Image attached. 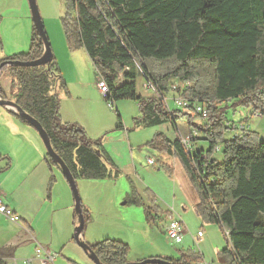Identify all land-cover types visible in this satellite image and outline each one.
I'll return each mask as SVG.
<instances>
[{
    "label": "trees",
    "instance_id": "obj_1",
    "mask_svg": "<svg viewBox=\"0 0 264 264\" xmlns=\"http://www.w3.org/2000/svg\"><path fill=\"white\" fill-rule=\"evenodd\" d=\"M64 6L67 49L85 51L106 84L105 101L137 102L140 117L134 120V128L186 116L191 140L196 141L193 133L202 135L206 147L193 154L178 138L169 140L161 132L142 148L156 151L168 168L170 163L172 169L176 164L184 169L197 194V216L227 232V246L219 254L229 260L220 262L264 264V140L251 130L224 137L229 108L233 113L250 110L251 116L257 113L264 120V0H64ZM32 27L28 49L1 62L42 56L41 39ZM165 63L168 66L163 68ZM137 66L161 94L169 93L177 82L176 93L190 105L167 110L157 97H142L136 90ZM3 74L8 76L9 88L5 91L0 84V98L14 101L41 124L75 180L119 176L101 138L93 141L78 123L61 120L58 91L67 92V86L54 56L45 65L4 67L0 78ZM194 102L207 104L205 119L195 113ZM117 117L115 130L123 128ZM190 117L203 122L194 124ZM162 150L171 155L166 157ZM46 162L50 171L56 167L61 172L47 153ZM54 182L51 174L48 192ZM129 183L130 199L124 204L142 206L149 222L154 198L150 206L145 205ZM82 213L86 223L89 216L83 205ZM89 246L103 264L128 263L129 247L122 240L105 238ZM161 259L192 264L198 257L181 253L177 259ZM0 264H5L1 256Z\"/></svg>",
    "mask_w": 264,
    "mask_h": 264
},
{
    "label": "rangeland",
    "instance_id": "obj_2",
    "mask_svg": "<svg viewBox=\"0 0 264 264\" xmlns=\"http://www.w3.org/2000/svg\"><path fill=\"white\" fill-rule=\"evenodd\" d=\"M17 1L19 2V0ZM36 4L52 54L53 56L55 54V56L61 58L60 54L65 46L67 47L62 25V17L65 11L64 0H36ZM10 5L16 6L14 14L17 13V16L20 15L18 22L20 18L23 21L21 27L19 26L18 28L16 42L18 44L23 43L24 39V47L27 50L33 26L28 2L27 0H23V7L21 3H0L1 11ZM27 13H29V16L25 17ZM11 14L12 12L10 10L7 11L5 18H10ZM1 34L0 61L12 56L14 52L9 53L11 48L8 43L13 45L11 38L7 42L3 30ZM3 47H5L4 51H2ZM5 52L9 54L6 55L7 57L5 56ZM61 64L65 67V60ZM79 65L84 74V78L87 77L90 81L97 84L99 75L92 61L89 58H87V61L79 60ZM167 66L168 63L163 64V68ZM7 79V74H3L0 78V83L6 84ZM144 81L145 78L142 76L141 71L138 70L136 76L137 93L145 98L148 96L157 97V92L155 93L151 89H145L143 87ZM173 83L170 86L171 91L169 93L164 92L163 97L171 110H183L184 108H178L174 103L173 98L175 95H179L176 91L172 90L173 85L178 87V83ZM70 88L74 90L75 87L71 84ZM97 89L99 94L93 90L84 92L76 100V108L73 113H76L87 125V128H85L83 124L78 123L84 128L85 134L89 139L93 141L102 139L103 148L114 161L120 174L116 179L111 180H76L81 203L88 210L89 216L82 232L83 240L88 245H92L105 238L124 241L129 247L127 255L128 263L140 258L139 256L145 253L147 254L146 257L151 255L159 256L160 258L176 255H178V258L181 253H192L198 257L197 261H194L192 264H222L220 262L221 258L222 260L228 261V258H224L219 254V251L227 246L225 231L217 224L206 222L197 216L194 208L197 202V194L181 165L176 164L175 169H172V164L169 163L170 168H168V165H164L165 163L159 159L154 150L142 148L148 147L145 146L146 143L152 140L156 133L161 132L169 140L188 138L189 153L193 154L201 149L202 144L203 147H206V143L201 139L202 135L198 132L193 133L196 141L191 140L189 132L190 123L186 122V116L177 119L176 122L171 120L155 127L134 128V120L140 117L138 103L131 100H120L117 102L105 101L99 88ZM63 93H65L63 90H59L58 96ZM248 113L250 114V110L247 109H240L233 113L232 109L229 108L227 113L228 121H226L225 125L228 128L224 137L237 134L241 130H251L256 132L260 139L264 140V120H262L260 115L255 116L256 113L253 116L250 114L245 120V116ZM117 114L120 115L123 126L120 130H115L114 126L118 118ZM91 116H96L99 121L102 119V122L108 125V127L103 128L102 133L100 131L96 132L94 124L90 121ZM190 118V122H194V124L203 122L199 117ZM39 139L41 140L40 137ZM4 144L7 145L6 143ZM161 152L166 157L171 155V153L165 150ZM21 156H26V153ZM148 158H152L156 162V165H148ZM55 173L61 175L64 180L62 184H58L57 188L55 187L58 191V195L55 196V203L59 209L56 212L57 215H62L64 211L66 214L67 205L70 204V216L67 218L66 225H64L62 217L57 223L51 221L48 216L51 214V209L45 208L47 210L45 218H42V216L37 218L32 227L35 232L38 231L43 236L45 241H39L37 239L35 242L31 240L24 248H20L22 254H16L15 258L19 259L22 257L28 259V257L34 256V244L38 243L36 246L40 244L47 247L51 253L56 254L54 264H94L73 238L77 220L73 218L74 202L72 192L67 181L56 167L53 168V175L56 180ZM129 182H131L136 193L141 197L145 205L150 206L152 204L150 200L154 198L155 207L151 211L153 218L149 222L145 220L142 206L130 203L124 204L127 198L130 199V194H128ZM56 190L55 193L57 192ZM33 195H37V192H34ZM88 196L91 198L92 209L83 204L84 198ZM168 209L172 210L174 216L179 217L183 225L184 234L182 242L179 244L170 241L164 231L163 212L164 210L169 211ZM42 211L44 213V209ZM4 219H0V244H4L2 241L5 238L17 233V229L18 232L21 231L23 236L25 234L27 235L25 231H22L25 228H23L21 223H19L20 227L18 224L12 222L5 223ZM64 226H66V233L63 235L62 230ZM198 231H201L203 234L199 240L194 238Z\"/></svg>",
    "mask_w": 264,
    "mask_h": 264
},
{
    "label": "crops",
    "instance_id": "obj_3",
    "mask_svg": "<svg viewBox=\"0 0 264 264\" xmlns=\"http://www.w3.org/2000/svg\"><path fill=\"white\" fill-rule=\"evenodd\" d=\"M6 1L21 3V6L23 7V0H19V2L17 0H0V3H7ZM15 7L16 6L10 5L7 8H4L5 10L3 9L1 11L0 9V34L3 30L6 41L9 42V38H11V41H13V45L8 43L11 48L9 53L14 51L12 53L13 55L23 53L25 52L24 50H26V48L24 47V39L23 43L18 44L16 42V37L18 36L17 31L19 26L21 27L23 21L20 18V21L18 22V18L20 15L17 16V13L14 14ZM9 10L12 12L11 17L5 18V15ZM28 16L29 13L25 14V17ZM4 48L5 47H3L2 51H4ZM6 55L9 54L5 52V56ZM60 55L61 58H58L57 56H55V54L54 57L58 62L63 79L66 83L67 92L64 91L65 93L59 96V115L63 122L81 123L85 128H87L85 122H83V120L76 113L73 112L76 108V100H78V98L81 97L84 92H86L87 90H93L99 94L97 84L90 81V79H88L87 77L84 78V74L80 68V65L78 66L79 60L87 61V58L89 57L82 49L75 52H70L66 46ZM63 60H65V67H63V64H61ZM138 70L139 69L137 68L136 72H138ZM0 84L5 91L8 90V79L6 81V84ZM71 84L74 85V90L70 88ZM90 121L94 124L96 132L100 131L102 133V129L108 127V125L102 122V119L99 121L96 116H91ZM114 126H117V120ZM4 143H6L7 145H5ZM200 148H204L203 144ZM44 150V145L39 139L36 130L33 127L24 124L19 118L15 116V113L11 109L0 106V172L2 173L0 175V198H2L5 204L8 205L11 209H13V211L20 216V223L23 225V228H25L22 229V231H25L27 233V235L25 234L23 236V234H21V231L18 232L17 229V233L10 235L8 238H5L2 241L4 242V244H0V256L1 260L5 264H11L14 262L21 263L23 259H26L22 257H20L22 259H18L15 258V256L18 253L22 254V252H20V248H24L28 244V242H31V240H34L35 242L37 239L39 241H45L43 236L40 235L38 231L35 232L32 229L34 222L37 218H39L40 216H42V218H45L47 212L45 208L49 210L51 209V214H49L48 216L50 217L51 221H54L56 223L59 222L60 218L62 217L64 225H66L67 218L68 216H70V204L67 205L66 214L65 211L62 215H57L56 213L59 210L58 206L55 203V196L58 195V191L56 190V188L58 184H62L64 182L61 175L55 173V184L53 183L54 185H52L50 192L47 191L49 179L51 174L53 175L54 167H51L50 171L46 162L47 152ZM24 153H26V156H21ZM156 154L158 155L157 152ZM60 187H62V185H60ZM55 190L57 191L56 193ZM34 192H37V195L34 196ZM83 204L86 207L92 209L91 198L89 196L84 198ZM43 209L44 213L42 211ZM168 212L172 213V210H164L163 212L164 224L166 223L165 216ZM73 215L75 216V213ZM74 216L73 218L75 219ZM1 218L5 217L0 214V219ZM177 218L179 219V217ZM5 219V223L10 222L7 218ZM62 231L64 235L66 233V226H64ZM201 237L195 236L194 238L199 240ZM37 244L38 243H35L34 245L36 246ZM39 246L42 245L39 244ZM42 247L47 252L51 253L47 249V247ZM146 255L147 254L145 253L139 256L140 258L132 260V262L129 263H135L142 261L143 259L149 258H160L159 256L151 255L146 257ZM177 256L178 255L172 257H165L177 259ZM28 259H31L33 264H44L43 260L39 257H36L35 255L28 257Z\"/></svg>",
    "mask_w": 264,
    "mask_h": 264
},
{
    "label": "water",
    "instance_id": "obj_4",
    "mask_svg": "<svg viewBox=\"0 0 264 264\" xmlns=\"http://www.w3.org/2000/svg\"><path fill=\"white\" fill-rule=\"evenodd\" d=\"M27 2L30 10L32 23L43 45L42 56L32 61H3L0 63V73L2 69L7 66L34 67L39 65H45L52 61L53 54L47 39V35L43 27V22L36 4V0H27ZM0 106L7 107L11 109L14 113H17L21 119L29 123L38 133L47 154L59 166L72 192V196L74 200V213L77 220L76 226L74 228L73 238L75 239L77 245L86 253V255L94 262V264H103L100 261V259L97 257V255L93 252V250L90 248V246L83 240L82 232L84 229L85 220L82 213V203L77 190L75 178L72 176V174L70 173L68 167L63 162V160L53 151L47 133L35 118L31 117L29 114L23 111L14 101L10 99L0 98ZM127 264H171V263L161 258H149L139 262L127 263Z\"/></svg>",
    "mask_w": 264,
    "mask_h": 264
},
{
    "label": "built area",
    "instance_id": "obj_5",
    "mask_svg": "<svg viewBox=\"0 0 264 264\" xmlns=\"http://www.w3.org/2000/svg\"><path fill=\"white\" fill-rule=\"evenodd\" d=\"M97 86L99 88L100 93L103 96H105L107 93V87H106V84L102 78L98 79ZM143 87L145 89H151L155 93L157 92V98L159 100H161V103L163 104V106L167 110L170 109L167 101L163 97V94H161L157 90L153 81L145 78ZM176 87L177 86L173 85L172 90L176 91ZM173 93L176 94L175 92H173ZM173 99H174V103L176 104V106L178 108H187L190 105V102L188 100L181 98L180 96L175 95V97ZM192 106L194 108L195 113L201 115L203 119H205L207 117V113H208L207 104L194 102V104ZM256 115H258V114L256 113L255 116ZM180 142L183 145V147L186 149V151L189 152V145H188L189 140H188V138H180ZM216 150H218V147H216ZM147 163L149 165H152V166L155 165L154 160L151 158H148ZM0 214L3 215L5 218H7L10 222H13L15 224H19L21 222L20 216L18 214H16L13 211V209H11L8 205H6L2 198H0ZM165 222H166L165 223V225H166L165 226L166 237L174 243H177V244L181 243L182 238H183V234H184L182 222L176 216H174L171 212H168L167 215L165 216ZM226 234H227V232L225 231V235ZM201 236H202V232L198 231L196 233V237H201ZM34 254L36 257L41 258L43 260L44 264H54L56 254L47 252L42 246H36L35 250H34ZM11 264H33V262L31 259H23L21 263H15L14 262ZM198 264H203V263H198Z\"/></svg>",
    "mask_w": 264,
    "mask_h": 264
}]
</instances>
